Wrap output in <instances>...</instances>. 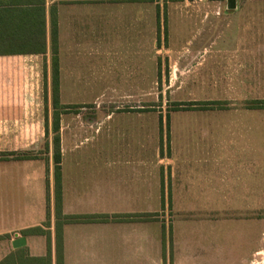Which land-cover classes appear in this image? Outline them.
I'll use <instances>...</instances> for the list:
<instances>
[{
  "label": "crops",
  "instance_id": "0c3cea01",
  "mask_svg": "<svg viewBox=\"0 0 264 264\" xmlns=\"http://www.w3.org/2000/svg\"><path fill=\"white\" fill-rule=\"evenodd\" d=\"M3 1L6 3L8 0H0V3H4ZM209 1L197 5L185 0H165L162 6L160 0H32L29 4L23 3L21 7L11 10H8V5L4 6L6 9L0 4V37H41L45 44L41 53L0 55V128L39 126V94L32 90H37L42 83L45 86L46 105L48 110L52 107L53 112L50 38L54 24L57 36L59 99L66 91L62 87L64 79L77 86L78 92L80 91L78 86L83 82L78 69L84 67L83 55L87 53L99 60L105 51L102 38L109 36V32L112 31L116 36L141 38L135 45L122 47L123 53L137 56L136 61L130 64L136 69V73L123 74L129 78L135 75L131 79L136 80L135 85L138 86L129 91H114L106 99L107 103H96L89 107L94 114L90 122L82 119L84 115L80 113L85 111L86 104H62L67 107L75 106V111L61 114L62 215L72 217L97 214L106 217L96 221L63 219L62 264H197L198 255L202 254L201 260L205 258L203 252L207 249L206 245L201 244L200 237L208 238L212 225L209 226L211 223L206 219H209L214 210L207 201L206 205L198 206L197 198H212L214 193L219 196L224 193H220L221 188H214L213 178H199L195 166L198 161L204 162L206 165L202 166V174L209 173L212 176L214 166L223 167L225 161L226 164L232 160L237 165H245L244 160L243 162L239 157L231 156V150H235L237 144L219 143L223 149H220L223 157L221 152L215 156L214 143L206 141V157L196 159L188 156L190 152L187 148L193 144L182 140L188 139L183 134H187L191 128H156L158 133L152 138L150 128H144L142 120L140 128H126L130 140L118 141L114 147L116 151L111 156L65 158L62 152L64 153L63 134L67 129L65 126L78 123V129H83L97 120L101 112H106L103 111L106 110L103 104H106L107 110L113 109L111 113L118 115L128 113L139 117L144 116V111L148 113L151 110L150 91L148 88L144 91L139 85H144V80L147 86L150 83L151 65L157 74L154 84L158 81L157 96L162 100L163 106H158L157 109L158 112L164 109L167 117L175 112L191 113L196 110L190 104L194 101L172 102L168 96L172 97L183 85V77L202 67L208 60L211 61V66L206 74L209 71L212 79L214 66L220 59L216 54H224V68L237 63L239 69H244L245 75L247 70L250 75V68L256 67L257 52L261 50L260 39L264 35L261 31L264 2L262 10L259 8L255 12L252 8L255 0H235L234 8H227L226 0ZM188 6H192L188 15L197 23L203 24L210 36L213 35L215 25L213 19L194 13L200 6L213 9L214 14L227 24L233 23L232 15L235 13L243 22L257 18V29H241L243 35L240 36L243 38L235 46L215 49L213 45L172 47L165 44L166 31L170 30L166 29L165 17L176 27L179 15L182 18L187 14ZM21 12H29L31 15L25 16ZM210 42L213 44L212 39ZM13 58L14 61L25 58L29 62L15 63L10 60ZM38 66L45 68L44 79L29 77L19 80L14 75H3L14 74L13 70L18 68L36 70ZM224 76L230 82V73L225 72ZM14 84H19L20 87L10 93L8 86ZM170 101L173 109H167L166 103ZM198 102L214 105L209 102L218 101L208 99ZM207 109L210 110L199 112H214L212 108ZM233 113L230 120L232 129L229 130L242 132L236 127L239 122L238 111L234 110ZM65 114L68 120L64 124ZM51 120L52 113L47 112L46 127ZM132 121L131 119L130 122ZM19 122H22L21 126ZM212 132L213 128L210 130ZM172 137L183 142L174 143ZM153 139L155 145L151 147ZM33 141L31 138L10 147L2 136L0 151L24 150L34 146ZM194 145L197 146L196 143ZM184 149L187 150L184 152ZM184 153L185 156L180 157ZM200 182L202 183L199 184ZM233 189L240 193H229L228 196L256 197V172L248 178L243 177L240 186ZM149 214H153V217H149ZM198 214L202 215L199 217ZM121 215L130 216L128 219H119ZM55 219L52 156L0 159V236H4L0 238V264H56ZM45 221L48 223L43 225ZM199 225L206 230L205 234L198 231ZM36 226H42L46 233H21L22 229ZM18 237L24 238V243L13 247L12 243ZM47 243L50 244L49 258L46 257ZM21 247L27 253L12 252ZM253 255L256 260L257 248L253 249ZM250 260L249 257L246 264H250ZM201 264L212 263L205 260Z\"/></svg>",
  "mask_w": 264,
  "mask_h": 264
},
{
  "label": "rangeland",
  "instance_id": "374dc122",
  "mask_svg": "<svg viewBox=\"0 0 264 264\" xmlns=\"http://www.w3.org/2000/svg\"><path fill=\"white\" fill-rule=\"evenodd\" d=\"M160 1L162 6H164L163 2L165 0ZM262 2L264 0H255L252 5L253 11L257 12L259 8L262 10ZM197 5L193 6L197 7ZM191 7L188 6L187 14L183 12L185 15L182 18L179 15L180 20L176 22V27L172 26L173 22L168 21V17H165L167 18L165 22L166 29H170L166 31L165 44L172 47L213 45L215 49L218 47L235 46L243 38L241 37L243 35H241V29H246L247 31L251 27L257 29V18L256 20L252 19L250 22L247 20L243 22L242 18L235 13L232 15L233 23L227 24L218 15L217 17L214 14L213 9L200 6L194 13L201 17L206 16L209 20L213 19L215 28L213 35L210 36L204 30L203 24L197 23L191 15H188ZM166 16H168L167 12ZM252 23L254 26H251ZM261 31L264 32V18L261 22ZM138 39L141 40V38L135 37L116 36L111 31L109 32V36L102 38V47L105 51L99 60L87 53L83 55L84 67L81 70L78 69L83 82L82 85L78 86L80 87V91L78 92L77 86H73L71 83H68L69 81L64 79L62 87L66 91L63 92L61 99H59V127L61 124V114L75 111L74 105L69 107L63 106L64 102L69 104H86L84 105L86 107L85 111L80 113L84 115L82 119L90 122L94 114L91 109H88L89 107H93L96 103H107L105 102L106 99L114 91H129L138 86L135 85L136 80H133L135 75L129 78V76L125 77L123 74L136 73V69L132 68L130 64L132 61H136L137 56L125 54L122 49V47H127L128 45H135ZM211 39L213 40V44L210 42ZM260 42L261 50L257 52L256 67L253 68L252 66L250 68V75L247 73L249 70L246 71L245 75L244 69H239L237 63L224 68V54H216L220 59L214 66V77L212 79L209 71L206 74L207 69L211 66V61L208 60L202 67L183 77L181 79L183 85L176 90L177 92L172 97L168 96V99L172 102L180 100L198 102L208 99L218 101L214 105L204 103L203 106L196 107V110H193L191 113L175 112L170 117H167L164 109L158 112L157 107L163 106H161L162 100H159L157 96L158 81L154 84L157 74H155L154 66L151 65L150 80H148L150 83L147 86L144 80V85H139L144 91L147 88L150 91L151 110L148 113L144 111V116L138 117L129 115L128 113H123L122 115L113 114L111 113L113 109L107 110L106 104H103V108L106 109L103 111L106 112L104 114L101 112L97 120L86 125L83 129H78V123H71L65 126L67 129L63 134L64 153L62 152V156L65 158L111 156L116 151L114 147L118 141L130 140V134L126 128H140L141 125L139 123L142 120L144 128H150V136L152 138H155L158 133L156 132V128H191L187 134H183L188 139L182 140L190 141L193 144L187 148L190 152L188 156L196 159L206 157V141L214 143L213 151L215 156H218V152L222 153L221 150H223L219 143L230 142L237 144V148L231 150V156L239 157L241 161L244 160L245 165H237L232 160H229L226 164L225 161L223 167L221 165L219 167L214 166L215 169L212 176H210L209 173L202 174V166L206 165L204 162L198 161L196 163L197 166L195 168L198 177L213 178L214 188H221L222 192L220 191V193H224L222 196L214 193L212 198H197L198 206L206 205L207 201L208 205L211 203L210 205H212L211 207L214 210L212 213L208 212L211 215H209V219H206L211 223L209 226L212 225V228H209L210 234L208 232V238L200 237L201 244L206 245L205 248L207 249L203 252L205 253V258L201 260L202 254L198 255L197 264H201L205 260H208L212 264H246L249 257L251 258L250 264H264V108L253 107L257 99H264V35L261 36ZM150 44H152L151 38ZM10 60L14 61V58ZM18 61L29 62L25 58H18L14 62L17 63ZM100 66L102 68H99ZM127 66L129 70L126 69ZM225 72L230 73V82L224 76ZM13 73H4L3 75L7 77H19V80L29 77L37 79L45 78V68L39 66L36 70L18 68L17 70H13ZM239 82H244V84H239ZM18 87H20L19 84L8 86L10 88L9 92L17 91ZM25 87L22 86V88ZM27 87L32 88L31 86ZM44 88V83H42L38 85L37 90L35 88L32 90V92L37 91L39 94L38 127L18 128L14 126L11 128H0V137L3 136L5 142L10 147L14 146L17 142L27 141L32 138L35 145L29 146L23 151H28L30 154L43 158L48 155L52 156L51 141L54 135L52 120L49 122L48 127H46L45 116L48 112V114L52 113L53 117V113L55 112L54 107L53 112L52 107L48 110ZM171 101L166 103L169 106V108L167 106V109H173L174 106ZM51 105H53L52 102ZM207 108H212L214 112L209 111L208 114L199 112V110H210ZM234 110H237L239 114L237 117L239 122L236 123V127L240 128L239 130L242 132L235 133L230 131L232 129L230 120H232ZM131 119L133 120L132 122H130ZM206 119L208 121H204ZM67 120L68 117L65 114L63 116L64 124ZM211 121L213 124H211ZM19 124L21 126L22 122H19ZM211 128H213V134L210 133ZM229 128L231 129L229 130ZM47 130L48 133H46ZM171 140L174 143L183 142L181 139H176L175 137H172ZM47 143L49 145L48 149L46 148ZM153 145H155L154 139L151 140V147ZM187 149L183 151L185 152ZM183 156H185V153L180 157ZM222 156L224 157L223 153ZM193 164L195 163L193 162ZM254 172H256L257 177L256 197L228 196L229 193L239 194L240 192L233 191V188L240 186L243 177L247 176L248 178ZM200 215L202 214H198L197 216L200 217ZM203 229L199 225L198 231L205 234L206 230ZM254 248H257L256 260L253 257ZM1 250L2 248L0 247Z\"/></svg>",
  "mask_w": 264,
  "mask_h": 264
},
{
  "label": "trees",
  "instance_id": "16d2710c",
  "mask_svg": "<svg viewBox=\"0 0 264 264\" xmlns=\"http://www.w3.org/2000/svg\"><path fill=\"white\" fill-rule=\"evenodd\" d=\"M25 1V2H23ZM32 0H8L6 3H0L3 8L5 5L10 7L8 10L17 9L21 5L29 4ZM7 9V8H6ZM29 9V8H24ZM4 12V11H2ZM11 12V11H10ZM23 15H31L29 12H21ZM51 46V93L52 103L55 112L52 117V130L54 135L52 137V159L54 162V212H55V259L56 264H62V236H61V224L64 220H77V221H96L103 220L106 217L103 215H80L72 217H63L61 212V173H60V162H61V147H60V135H59V85H58V61H57V36H56V24L53 25V31L50 38ZM45 49L44 40L41 37H12L4 38L0 37V55H12V54H28V53H41ZM216 104V102H209ZM253 107L264 108V99H257L254 102ZM195 107H200L204 103L194 102L191 103ZM48 133V130L46 131ZM46 148H49L48 143ZM37 157L36 155L30 154L28 151H0V159H31ZM130 215H121L119 219H128ZM149 217H153V214H149ZM48 221H45L43 225H46ZM22 234H45V230L42 226H36L32 228L22 229ZM4 236H0L2 238ZM12 252L16 253H27L24 247L17 248ZM50 255V244L47 243V256Z\"/></svg>",
  "mask_w": 264,
  "mask_h": 264
},
{
  "label": "water",
  "instance_id": "95a60500",
  "mask_svg": "<svg viewBox=\"0 0 264 264\" xmlns=\"http://www.w3.org/2000/svg\"><path fill=\"white\" fill-rule=\"evenodd\" d=\"M227 1V8H234L235 0H226ZM24 243V238L18 237L12 244L13 247H18Z\"/></svg>",
  "mask_w": 264,
  "mask_h": 264
},
{
  "label": "built area",
  "instance_id": "2783aa9c",
  "mask_svg": "<svg viewBox=\"0 0 264 264\" xmlns=\"http://www.w3.org/2000/svg\"><path fill=\"white\" fill-rule=\"evenodd\" d=\"M185 1L188 2L189 4H198L209 0H185Z\"/></svg>",
  "mask_w": 264,
  "mask_h": 264
}]
</instances>
